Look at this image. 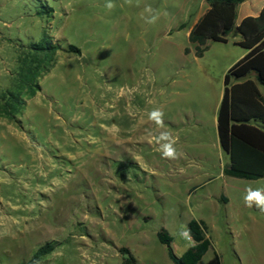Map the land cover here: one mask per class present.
Returning <instances> with one entry per match:
<instances>
[{
    "label": "rangeland",
    "instance_id": "1",
    "mask_svg": "<svg viewBox=\"0 0 264 264\" xmlns=\"http://www.w3.org/2000/svg\"><path fill=\"white\" fill-rule=\"evenodd\" d=\"M185 1L0 0V264L49 241L40 264H121L124 247L138 264H171L158 232L167 229L180 257L192 219L212 242L198 264H264V211L243 206L218 167L180 169L162 146L131 153V112L145 110L155 123L145 128L158 132L151 114L162 109L165 120L183 106L179 92L204 82L184 55ZM43 38L60 47L54 61L18 80L26 48Z\"/></svg>",
    "mask_w": 264,
    "mask_h": 264
},
{
    "label": "trees",
    "instance_id": "2",
    "mask_svg": "<svg viewBox=\"0 0 264 264\" xmlns=\"http://www.w3.org/2000/svg\"><path fill=\"white\" fill-rule=\"evenodd\" d=\"M243 1L245 0H207L209 9L195 24L189 36L190 42L195 45L197 56L204 55L209 42L227 41L225 35L235 28L237 9ZM237 29L243 36V40L238 44L248 49V53L230 68L224 78L225 92L218 122L220 142L230 155L231 161L225 173L239 178H264V127L252 123H264V98L254 80L248 78L243 82H234L254 72L264 87V8L258 16L245 17ZM26 49L25 55L20 59L21 79L18 80L21 81H25L27 77H36L40 63L47 57L53 62L60 47L43 38ZM70 49L80 52V49L73 45H70ZM186 51L189 49L186 48ZM31 87V95L41 89L39 83ZM2 109L10 119L15 118L7 102ZM188 230L193 244L180 257L174 252L173 238L167 229L162 228L158 232V239L167 247L171 264H198L211 248L212 242L204 220L192 219L188 223ZM55 245V241L46 242L31 258L20 264H40L43 258L55 249ZM120 251L124 255L121 264H138L129 248L124 247Z\"/></svg>",
    "mask_w": 264,
    "mask_h": 264
},
{
    "label": "crops",
    "instance_id": "3",
    "mask_svg": "<svg viewBox=\"0 0 264 264\" xmlns=\"http://www.w3.org/2000/svg\"><path fill=\"white\" fill-rule=\"evenodd\" d=\"M195 1H198V9L196 8L193 11ZM185 3V12L190 17L192 16V20L188 26L182 24L180 28L186 29L189 39L191 30L209 9V3L207 0H186ZM263 8L264 0H245L240 3L237 9L235 28L225 35L227 41L209 42V47L202 57L196 55L195 45L189 39L191 45L186 47L189 51L184 48V55L197 63V74L201 73L204 82H199V85L190 88L189 91L178 93V102L183 106L180 105L176 110H170V114L168 111L165 120H161L163 126H160L157 130L159 133L152 130L149 134L150 128H145L149 124L150 127L151 124H155L150 123V115L145 110L142 111L140 118H136L134 112H131V153L140 144H147L153 151L157 150V146H162L161 152L167 164L169 163L180 169L194 165L197 167L206 165L218 167L224 175H227L225 169L230 165V155L221 145L218 122L219 109L225 92L224 78L230 68L248 53V49L238 44L243 40L242 34L237 29L238 25L247 16H258ZM218 43L225 45H217ZM230 44L233 47H226ZM248 78L257 83L264 98V87L259 83L256 73L252 72L247 77L236 79L234 82H243ZM188 105H191L190 109ZM160 112H162V109H160ZM252 123L264 127V123L261 121H252ZM175 132L181 136L177 140L179 144L173 146L171 136ZM165 145L172 146L176 153L175 158L164 155ZM227 176L226 183L228 187L239 189L238 199L244 202L243 206L245 207L247 206L244 197L247 195L249 188L253 190L257 188L264 189V178L247 179ZM218 199H223L226 203L232 201L225 192H222Z\"/></svg>",
    "mask_w": 264,
    "mask_h": 264
},
{
    "label": "clouds",
    "instance_id": "4",
    "mask_svg": "<svg viewBox=\"0 0 264 264\" xmlns=\"http://www.w3.org/2000/svg\"><path fill=\"white\" fill-rule=\"evenodd\" d=\"M107 7L111 9L113 5L109 3L107 4ZM151 115L157 120L158 123L162 122L160 117H162L163 114L160 111H155ZM164 155L166 157L175 158L176 153L171 145L164 146ZM244 201L247 207L251 208L253 205H255L258 209L264 211V189L257 188L253 190L252 188H249L247 195L244 197ZM180 235L182 238L192 242L189 230H182Z\"/></svg>",
    "mask_w": 264,
    "mask_h": 264
},
{
    "label": "built area",
    "instance_id": "5",
    "mask_svg": "<svg viewBox=\"0 0 264 264\" xmlns=\"http://www.w3.org/2000/svg\"><path fill=\"white\" fill-rule=\"evenodd\" d=\"M192 238V237H191Z\"/></svg>",
    "mask_w": 264,
    "mask_h": 264
}]
</instances>
